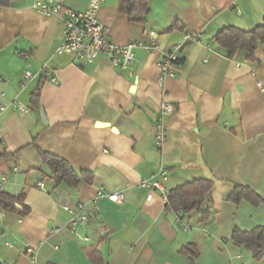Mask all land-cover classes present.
I'll return each mask as SVG.
<instances>
[{"label":"crops","instance_id":"obj_1","mask_svg":"<svg viewBox=\"0 0 264 264\" xmlns=\"http://www.w3.org/2000/svg\"><path fill=\"white\" fill-rule=\"evenodd\" d=\"M33 1L0 5V190L27 207L24 216L0 208V263L264 264L232 239L234 229L264 225V48L248 61L214 40L227 26L263 23L264 0H145L141 22L120 10L121 0H104L96 15L110 41L154 35L157 43L154 51L136 47L123 70L104 55L76 64L58 53L61 19L36 12ZM58 1L77 12L89 5ZM170 51L177 60L162 76L158 65ZM26 70L32 77L24 81ZM163 101L171 114L161 115ZM39 151L89 172L91 182L54 184ZM161 169L166 193L209 179L201 208L209 211L169 209L166 195L141 185ZM237 186L262 201L228 200ZM78 203L94 218L73 232L62 205Z\"/></svg>","mask_w":264,"mask_h":264},{"label":"trees","instance_id":"obj_2","mask_svg":"<svg viewBox=\"0 0 264 264\" xmlns=\"http://www.w3.org/2000/svg\"><path fill=\"white\" fill-rule=\"evenodd\" d=\"M7 0H0V5H5ZM119 8L130 20L134 22L143 21L148 12L145 0H121ZM215 42L226 50L227 56L232 58L237 52H243L248 61L257 60L256 51L259 47L264 48V20L249 30H243L235 26H227L221 29L215 36ZM32 105L38 107L36 95H33ZM45 164L50 168L47 175L54 184L64 183L71 187H77L80 182H91L89 172L77 171L63 158L39 151ZM211 181L205 178L194 179L179 184L166 193V205L169 209L182 211L189 214L193 211H201L204 203L209 201ZM248 199L254 204L262 201L259 195L250 191L247 187L237 186L229 195L228 200L238 203L241 199ZM0 208L6 212L16 213L24 216L27 207L22 203V196H11L0 190ZM207 209L205 212H208ZM201 211V213H205ZM232 239L235 244L244 247L252 253L255 260L264 255V225L256 226L249 231L234 229ZM88 256L93 261H99L97 250H89ZM5 264V263H0Z\"/></svg>","mask_w":264,"mask_h":264},{"label":"built area","instance_id":"obj_3","mask_svg":"<svg viewBox=\"0 0 264 264\" xmlns=\"http://www.w3.org/2000/svg\"><path fill=\"white\" fill-rule=\"evenodd\" d=\"M104 0H89L88 9L77 12L65 8L58 0H34L33 10L46 16L58 15L62 25V43L57 47L58 53L71 54L75 57V63L84 64L94 61L99 55L106 56L113 66L123 70L131 66L134 60V49L141 47L146 51L157 49V43L154 35L148 42L132 41L126 45H117L107 37L103 25L97 18V10ZM177 60V53L170 51L158 65L162 76L172 75L173 62ZM32 73L29 70L24 71V81L31 78ZM55 82V79L52 78ZM161 115H169L174 111V106L166 101L160 104ZM163 126L159 123L156 134V145L161 146L163 141ZM166 170L161 169L153 174L150 179L141 181L144 187L160 191L166 195V190L162 184V179H166ZM41 185V184H40ZM100 196H106L110 201L121 202L122 197L119 193L104 194L102 188L98 190ZM63 209L69 215V227L71 231L76 232L79 225L93 220L94 213L88 211L84 204L78 203L71 206L63 204ZM180 219V217L178 216ZM33 249L27 247L26 252L30 253Z\"/></svg>","mask_w":264,"mask_h":264},{"label":"water","instance_id":"obj_4","mask_svg":"<svg viewBox=\"0 0 264 264\" xmlns=\"http://www.w3.org/2000/svg\"><path fill=\"white\" fill-rule=\"evenodd\" d=\"M42 118H43V114H42Z\"/></svg>","mask_w":264,"mask_h":264}]
</instances>
